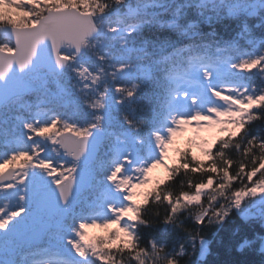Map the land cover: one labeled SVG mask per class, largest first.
Returning a JSON list of instances; mask_svg holds the SVG:
<instances>
[{
	"label": "snow or ice",
	"instance_id": "1",
	"mask_svg": "<svg viewBox=\"0 0 264 264\" xmlns=\"http://www.w3.org/2000/svg\"><path fill=\"white\" fill-rule=\"evenodd\" d=\"M170 2L0 0V264H204L205 229L233 212L264 227V134L251 127L264 121V0ZM191 125L217 135L169 163ZM158 167L166 179L139 199ZM257 245L264 235L237 250Z\"/></svg>",
	"mask_w": 264,
	"mask_h": 264
},
{
	"label": "trees",
	"instance_id": "2",
	"mask_svg": "<svg viewBox=\"0 0 264 264\" xmlns=\"http://www.w3.org/2000/svg\"><path fill=\"white\" fill-rule=\"evenodd\" d=\"M170 2V0H169ZM176 2H182V0H176ZM175 8V3L170 2L169 12ZM150 11H159V9H150ZM162 18H168L167 16ZM250 23H255V21H250ZM234 29L235 26L233 25ZM205 31L210 29L205 26ZM155 29L145 30L144 36L152 37L155 34ZM218 32L220 35L224 36L225 39H230L232 35H234V31L231 29H227L223 26L218 27ZM256 35H260L259 30H256ZM175 39V37H173ZM219 38V37H218ZM242 47H247L243 41H241ZM28 99H34L29 97ZM143 101L139 102L136 106L139 109L140 104ZM70 113L71 109L65 110ZM254 132L257 134H264V121H256L251 125ZM190 148L189 146H184L183 149ZM182 149V148H181ZM234 159H238L239 157L232 153ZM234 171V169H233ZM191 177L192 181L199 182L201 176L199 174H188ZM187 180V177L184 176L183 171L174 179L167 180V186L171 188V190L175 193H178L180 189V181ZM163 186V185H162ZM155 187V186H153ZM152 187V188H153ZM184 191H190L188 189L187 184L185 183ZM206 202V201H205ZM157 210V206L153 205L151 211L148 215L145 216V219L152 220L153 213ZM160 216L164 215V208H159ZM191 227V225H189ZM151 229H141V235L143 237H147V235L152 232ZM155 235L158 239L163 240L164 236L157 230ZM206 239L209 241V250L207 256L204 258V264H239L241 261H246L247 264H264V253L259 251L258 245L256 246V251L252 252L250 249H246L245 252H239L237 249L239 245L243 242L245 238L252 239L258 235H264V227L261 226V223L258 220H248L245 221L240 216L236 215L235 212L228 218V222L220 228H208L205 229L204 232L201 233ZM46 247V245H44ZM42 247V248H44ZM41 247H25L26 252L35 251L37 249H42ZM42 257L37 255L36 257L29 256V260L36 259L39 260ZM197 257H186L181 261V264H196Z\"/></svg>",
	"mask_w": 264,
	"mask_h": 264
},
{
	"label": "rangeland",
	"instance_id": "3",
	"mask_svg": "<svg viewBox=\"0 0 264 264\" xmlns=\"http://www.w3.org/2000/svg\"><path fill=\"white\" fill-rule=\"evenodd\" d=\"M216 135H217V133H216L215 129H208V128H204L202 126L201 130L199 132H197L195 130L194 125L185 127L183 132L178 133V135L176 137V142L173 146V149L170 150L169 163L172 162V158L175 156L176 150H180L181 148L183 149L184 146H186V147L189 146L193 154H196L197 156H201V148L198 145H192L190 142L194 138H199V141L211 140ZM166 175L167 174H166L164 168L158 167L157 169H154L153 172L149 174V184L147 186H145L144 188L137 190L138 198L142 199L144 193L148 192L153 186H156V184L158 182L165 180ZM249 203H250V200H245L244 206L247 207ZM102 232H103V230L93 229V230H90V235H98V234H102ZM47 242H48V237L46 238V245H47Z\"/></svg>",
	"mask_w": 264,
	"mask_h": 264
},
{
	"label": "water",
	"instance_id": "4",
	"mask_svg": "<svg viewBox=\"0 0 264 264\" xmlns=\"http://www.w3.org/2000/svg\"><path fill=\"white\" fill-rule=\"evenodd\" d=\"M43 239H44V235L38 236V242H34L33 245H38V244L42 243Z\"/></svg>",
	"mask_w": 264,
	"mask_h": 264
}]
</instances>
